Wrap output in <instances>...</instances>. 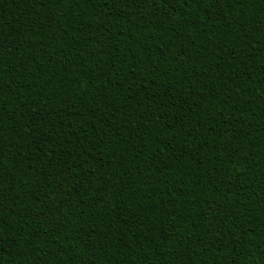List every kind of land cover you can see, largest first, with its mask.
<instances>
[{"label":"trees","instance_id":"16d2710c","mask_svg":"<svg viewBox=\"0 0 264 264\" xmlns=\"http://www.w3.org/2000/svg\"><path fill=\"white\" fill-rule=\"evenodd\" d=\"M0 264H264V0H0Z\"/></svg>","mask_w":264,"mask_h":264}]
</instances>
